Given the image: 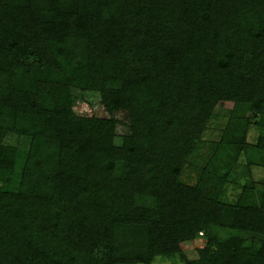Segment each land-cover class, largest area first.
Wrapping results in <instances>:
<instances>
[{
    "label": "trees",
    "instance_id": "obj_1",
    "mask_svg": "<svg viewBox=\"0 0 264 264\" xmlns=\"http://www.w3.org/2000/svg\"><path fill=\"white\" fill-rule=\"evenodd\" d=\"M251 126L264 0H0V264H264V177L227 196L241 157L264 167Z\"/></svg>",
    "mask_w": 264,
    "mask_h": 264
},
{
    "label": "rangeland",
    "instance_id": "obj_2",
    "mask_svg": "<svg viewBox=\"0 0 264 264\" xmlns=\"http://www.w3.org/2000/svg\"><path fill=\"white\" fill-rule=\"evenodd\" d=\"M73 110L77 115H103L104 111L99 105V96L97 93L87 92L85 94H81L73 91ZM228 116V111L225 109H216L214 112V117L208 125L207 130L205 131L202 141L200 143L199 148L194 154V157L189 159V163L186 165L184 172L181 176L182 180L189 184L193 185L195 183V175H196V167L197 165H201L205 155L207 154L209 147L213 141H216L220 135L221 129L225 125L226 119ZM263 133L264 131H260L255 126H251L247 140L251 143H255L256 137L258 134ZM119 140L116 139V143ZM7 144H17L21 147L27 146L28 142L25 139H18L9 137L6 139ZM264 177V167L260 166H252L250 171L246 170L245 167V159L241 157L239 159V164L231 176L230 183L227 186V196L229 200H234L237 192L240 190L241 186H249L250 182L255 183L258 187L261 184V181ZM202 244L200 239H196L190 243H184L182 248L184 250L185 255L191 259L196 256V248ZM152 264H179L177 261L172 262L169 260H164L161 258H157Z\"/></svg>",
    "mask_w": 264,
    "mask_h": 264
}]
</instances>
